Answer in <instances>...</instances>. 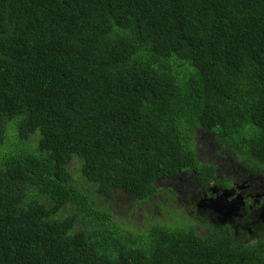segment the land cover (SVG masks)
I'll use <instances>...</instances> for the list:
<instances>
[{
	"label": "trees",
	"instance_id": "obj_1",
	"mask_svg": "<svg viewBox=\"0 0 264 264\" xmlns=\"http://www.w3.org/2000/svg\"><path fill=\"white\" fill-rule=\"evenodd\" d=\"M224 163L264 178V0H0V264H264V233L173 196L140 230L109 212L181 173L229 188Z\"/></svg>",
	"mask_w": 264,
	"mask_h": 264
},
{
	"label": "flooded vegetation",
	"instance_id": "obj_2",
	"mask_svg": "<svg viewBox=\"0 0 264 264\" xmlns=\"http://www.w3.org/2000/svg\"><path fill=\"white\" fill-rule=\"evenodd\" d=\"M225 174L226 179L232 183L229 188L218 189L213 186L208 190H203L193 184L192 174L184 173L190 189L187 192L188 195H184V199L180 201V205L184 209L185 206L190 209L191 224L194 230L205 222L215 227L228 223L232 227L233 237L251 231H253V234H250L251 238L259 237L257 234L264 233V178L254 176L249 180L240 174L236 176V173L229 169H225ZM168 190L170 189H165V192ZM242 214H250L255 224L261 222V225H258L259 228H239L243 224L238 221ZM259 229L263 232H259Z\"/></svg>",
	"mask_w": 264,
	"mask_h": 264
},
{
	"label": "rangeland",
	"instance_id": "obj_3",
	"mask_svg": "<svg viewBox=\"0 0 264 264\" xmlns=\"http://www.w3.org/2000/svg\"><path fill=\"white\" fill-rule=\"evenodd\" d=\"M217 147H213L208 139H204L203 143L198 147V153L203 160L206 161H220L225 159L224 157H217L215 155V151ZM78 160H73V164H78ZM225 166L221 168L227 169L226 163ZM79 168L78 165H71L70 169L74 172V174H78L76 168ZM189 174V173H188ZM157 192L155 193L157 196L153 197L149 202H144L137 200L135 196H129L125 194L123 191L119 189L114 190V195L111 198V207L109 208V212L111 217L117 222L121 223V226H126L130 230H140L148 227L152 223L157 221H163L162 214L164 213L160 209V201H164V198H168V196H173L175 198V202L180 204V201L184 199V195H188V190L190 189L187 184V179L184 174L179 177L169 178V179H159L156 183ZM170 189L165 192V189ZM102 204H106L108 206V202L106 199H102ZM157 204V208L152 205ZM170 216L167 215L165 218L168 219ZM164 220V221H165ZM178 224L183 225L186 222L178 219Z\"/></svg>",
	"mask_w": 264,
	"mask_h": 264
},
{
	"label": "clouds",
	"instance_id": "obj_4",
	"mask_svg": "<svg viewBox=\"0 0 264 264\" xmlns=\"http://www.w3.org/2000/svg\"><path fill=\"white\" fill-rule=\"evenodd\" d=\"M182 174H184V173H181V174H179V175H177V176H175V177H179L180 175H182ZM175 177H170V178H175ZM166 180L167 179H169V178H165Z\"/></svg>",
	"mask_w": 264,
	"mask_h": 264
}]
</instances>
